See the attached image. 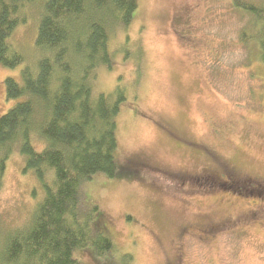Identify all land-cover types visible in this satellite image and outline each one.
<instances>
[{
  "label": "rangeland",
  "instance_id": "374dc122",
  "mask_svg": "<svg viewBox=\"0 0 264 264\" xmlns=\"http://www.w3.org/2000/svg\"><path fill=\"white\" fill-rule=\"evenodd\" d=\"M39 14L32 6L13 37L26 53ZM252 18L233 0H138L114 29L93 92H126L119 166L82 181L79 208L114 248H79V264H264V63L241 38ZM27 61L0 63V115L18 100L6 77L21 80ZM43 194L14 151L0 185L4 225L25 224Z\"/></svg>",
  "mask_w": 264,
  "mask_h": 264
},
{
  "label": "trees",
  "instance_id": "16d2710c",
  "mask_svg": "<svg viewBox=\"0 0 264 264\" xmlns=\"http://www.w3.org/2000/svg\"><path fill=\"white\" fill-rule=\"evenodd\" d=\"M233 4L252 15L253 31L243 28L241 38L258 43L264 63V2ZM32 6L40 14L26 53L13 37ZM137 6L138 0H0V63L28 60L21 80L5 79L7 97L18 100L0 115V185L18 151L44 190L22 226L0 219V264H79V248L91 246L100 256L114 248L90 216L80 215L81 183L118 170L117 114L126 92L117 85L95 95L93 79L97 67L111 66V34L130 24Z\"/></svg>",
  "mask_w": 264,
  "mask_h": 264
}]
</instances>
